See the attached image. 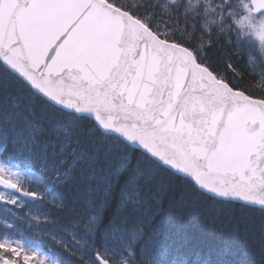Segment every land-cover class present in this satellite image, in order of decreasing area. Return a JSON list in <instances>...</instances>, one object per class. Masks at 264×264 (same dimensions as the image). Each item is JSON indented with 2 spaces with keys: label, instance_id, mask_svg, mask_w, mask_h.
Returning <instances> with one entry per match:
<instances>
[{
  "label": "snow or ice",
  "instance_id": "snow-or-ice-1",
  "mask_svg": "<svg viewBox=\"0 0 264 264\" xmlns=\"http://www.w3.org/2000/svg\"><path fill=\"white\" fill-rule=\"evenodd\" d=\"M0 264H264V0H0Z\"/></svg>",
  "mask_w": 264,
  "mask_h": 264
},
{
  "label": "trees",
  "instance_id": "trees-1",
  "mask_svg": "<svg viewBox=\"0 0 264 264\" xmlns=\"http://www.w3.org/2000/svg\"><path fill=\"white\" fill-rule=\"evenodd\" d=\"M193 209L177 203L176 207L167 214V219L162 224L165 236L174 242H180L183 237H187L197 244H208L213 241L212 226L203 217H197L190 213ZM156 221H161V216L156 217Z\"/></svg>",
  "mask_w": 264,
  "mask_h": 264
}]
</instances>
